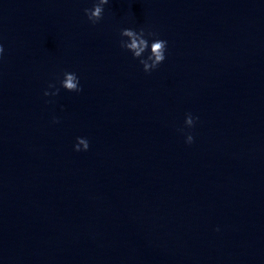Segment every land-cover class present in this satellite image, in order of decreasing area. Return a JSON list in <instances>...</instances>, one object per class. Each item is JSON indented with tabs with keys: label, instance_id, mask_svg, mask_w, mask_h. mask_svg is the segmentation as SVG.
Returning a JSON list of instances; mask_svg holds the SVG:
<instances>
[{
	"label": "clouds",
	"instance_id": "9594fccd",
	"mask_svg": "<svg viewBox=\"0 0 264 264\" xmlns=\"http://www.w3.org/2000/svg\"><path fill=\"white\" fill-rule=\"evenodd\" d=\"M109 3V0H95L92 8H85L84 14L87 19L93 24H97L104 14V6ZM152 32H145L144 28H140L139 31L132 28L122 29L120 36L121 48L132 53L134 59H139L140 64L143 66L145 73H150L152 70H155L161 63L165 60V52L167 48V41L163 39H154L149 44V40L146 37L154 36ZM127 38V39H123ZM150 48V54L147 58H143V54L148 51ZM4 53V47L0 44V57ZM64 78L60 81L62 88L69 92H81L83 89L80 86L79 78L74 72H64ZM50 88L55 87V85L50 84ZM59 89H56L52 95H57ZM44 95L47 96L49 93L44 92ZM196 117H193L191 113L186 114L185 116V126L192 128L195 125ZM58 122V121H54ZM194 141V137L189 133L186 136V143L191 144ZM89 148V142L86 138L77 137V143L74 145L75 151H87Z\"/></svg>",
	"mask_w": 264,
	"mask_h": 264
}]
</instances>
